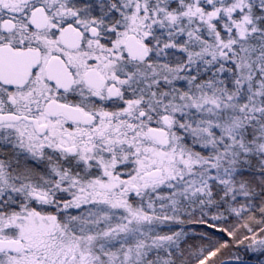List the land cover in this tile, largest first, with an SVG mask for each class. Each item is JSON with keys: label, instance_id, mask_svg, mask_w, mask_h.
I'll return each mask as SVG.
<instances>
[{"label": "snow or ice", "instance_id": "6c2138e0", "mask_svg": "<svg viewBox=\"0 0 264 264\" xmlns=\"http://www.w3.org/2000/svg\"><path fill=\"white\" fill-rule=\"evenodd\" d=\"M0 264H264V0H0Z\"/></svg>", "mask_w": 264, "mask_h": 264}]
</instances>
